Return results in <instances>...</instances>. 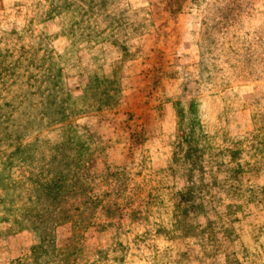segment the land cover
Masks as SVG:
<instances>
[{"label":"rangeland","instance_id":"1","mask_svg":"<svg viewBox=\"0 0 264 264\" xmlns=\"http://www.w3.org/2000/svg\"><path fill=\"white\" fill-rule=\"evenodd\" d=\"M0 264H264V0H0Z\"/></svg>","mask_w":264,"mask_h":264}]
</instances>
